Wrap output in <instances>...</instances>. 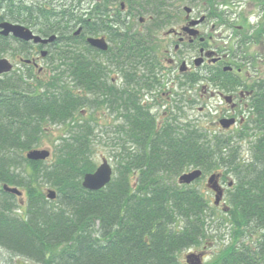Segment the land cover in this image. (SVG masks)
<instances>
[{
	"label": "trees",
	"instance_id": "16d2710c",
	"mask_svg": "<svg viewBox=\"0 0 264 264\" xmlns=\"http://www.w3.org/2000/svg\"><path fill=\"white\" fill-rule=\"evenodd\" d=\"M235 1L219 0L231 10ZM254 3L262 17L258 34L264 36V0ZM229 11L213 9L209 14L223 20ZM162 13L160 25L165 26L168 17ZM45 18L55 27L56 18ZM122 29L113 34H129ZM10 46L7 38H0V58L28 50ZM61 52L69 70L54 73L48 81L15 71L0 79V185L26 192L21 204L20 197L0 190V249L11 260L33 264H183L182 252L214 242L226 230L229 240L220 264H264V77L258 82L255 120L237 134H214L193 120L182 126L177 118L146 148L142 116L136 114L139 125H132L131 147L123 150L121 139L111 182L90 191L82 183L98 167L91 156L97 134L92 120H76L83 102L74 84L83 77L77 66L84 75L91 70L80 65L74 48ZM52 126L61 131L52 157L28 160L26 153L40 147ZM252 133L246 160L241 141ZM193 169L204 174L224 170L233 176L226 210L195 185L179 183ZM43 185L55 189V200L48 199Z\"/></svg>",
	"mask_w": 264,
	"mask_h": 264
},
{
	"label": "flooded vegetation",
	"instance_id": "af4514ba",
	"mask_svg": "<svg viewBox=\"0 0 264 264\" xmlns=\"http://www.w3.org/2000/svg\"><path fill=\"white\" fill-rule=\"evenodd\" d=\"M173 1L0 0V25L3 22L22 25L45 40L52 36L56 39L35 43L13 35L0 34V38L10 41L11 50L28 48L18 51L15 57H7L13 64L12 71L34 73L39 79H43L44 74L49 77L69 70L61 58L64 47L78 51L80 65L84 68L87 64L91 71L84 75L82 68L76 67L78 76L83 75L74 84L77 98L83 102L77 118L81 122L92 120L96 134L100 132L107 137L114 152L121 147V139L123 150L128 151L130 137L135 133L131 125L130 113L135 108L130 107V89H136L132 95L138 101L136 114L142 116L141 134L146 139V148L165 127L170 130L177 118L182 126L191 120L188 108H194L200 101L196 98L199 91L195 90V85H201L199 98L216 99L226 105L227 109L220 108L219 104L212 107L219 114V123L226 118L236 120L227 130L219 123H212L214 134L225 135L236 128L245 129L251 119L255 120L254 103L258 100L261 79L254 81V38L244 33V26L234 28L231 24L227 28L229 23L210 16L209 10L220 11L229 5L219 0H204L201 3L203 11L196 17L193 16L194 8L183 7L186 16L179 22L178 19L171 21L173 27L160 38L155 33L156 27L162 24V10L173 8ZM186 8L191 11L188 13ZM146 10L155 11L156 15L142 14ZM4 14L8 19L3 20ZM46 15L57 19L55 27L46 20ZM147 22L154 26H144ZM119 27L129 34H113ZM89 39H103L107 49L92 46ZM196 78H200L197 84ZM221 79L231 82L222 83ZM94 82L100 84L103 91H97L99 95L95 93V99H91L82 91L88 83L93 86ZM199 111L205 113L206 108L200 107ZM213 174L218 175V185L223 191L222 200L215 203L221 209L228 191L234 187V181L224 170L211 174L203 172L193 185ZM206 188L203 193L210 195L205 197L211 201L213 195L215 201V192L207 184Z\"/></svg>",
	"mask_w": 264,
	"mask_h": 264
},
{
	"label": "rangeland",
	"instance_id": "374dc122",
	"mask_svg": "<svg viewBox=\"0 0 264 264\" xmlns=\"http://www.w3.org/2000/svg\"><path fill=\"white\" fill-rule=\"evenodd\" d=\"M55 1V0H54ZM60 1V0H59ZM204 0H174L173 8H165V14L167 15V23L165 26H161L159 24L157 28V32H155L160 38L163 37L164 33L168 31L171 27H173V24L171 21H174V19H178V22L181 21L182 18L186 16V12L183 10V7L188 6L194 8L193 16L196 17L199 12H202L203 9L201 7V3H203ZM240 0L233 4L231 10L229 7L230 5H227V7H223L224 9H229V15L228 17L224 16L223 20H228L230 24L235 25L234 28H239L241 26H244L245 31L244 33L250 38H254V81L258 78L264 77V38H261L258 33L260 32V23L262 21L261 12L256 7L254 0H244L241 4L239 3ZM181 7L180 9L176 7ZM222 9V11L224 10ZM221 11V10H220ZM163 12V10H162ZM163 16V13H162ZM238 19V21H236ZM164 21V20H163ZM177 21V20H176ZM137 26L139 25V18L136 20ZM175 25V24H174ZM144 26L150 27L154 26L150 24V22H147ZM231 25H227V28H229ZM139 27V26H138ZM254 36V37H253ZM53 75V74H52ZM52 75H43V80L48 81L49 78ZM226 84L230 83V80H225ZM198 83V82H197ZM195 83V84H197ZM195 90L199 91L201 90V85L197 86L195 85ZM199 93L197 94L196 98H198L200 101L195 104L194 108H188V113L190 115L191 120L195 121L199 126L207 128L209 132L214 133L215 127H213L212 123H219L217 117L219 114L216 113V111L212 110L213 105L219 104L220 108L227 109L226 105L223 103H219V100L216 99H201L199 98ZM205 107L206 111L205 113H200L199 108ZM210 109V110H209ZM188 116V114H187ZM78 122H81L80 118H76ZM210 129V130H209ZM241 129H234L233 132L227 133L228 134H237ZM253 134V133H252ZM61 135V131L55 127H50L46 134L44 135V138H42L41 145L39 148L42 149H48L55 152V146L58 143V138ZM98 136H96L95 141H93L91 145V156L92 159L97 163V166L102 162L103 158L108 159L109 163L114 168L117 164V158L116 156L119 154L118 151L114 152L109 145V139L107 137H104L101 135L100 132L97 133ZM254 141V134L249 137V139H245L242 142V151L241 155L246 160L250 159L251 157V143ZM55 159V156L52 158ZM52 159L50 161H52ZM51 163V162H50ZM49 163V164H50ZM208 176V175H207ZM135 179V178H134ZM207 179L205 178L197 183H195V186L200 188L202 192H206V184ZM41 189L47 194L49 190H55L50 185H43ZM24 192L23 198L26 197V192ZM207 196L210 195L209 193H206ZM205 194V196H206ZM210 202H214V196L212 195V200ZM226 206V201L223 204ZM222 205V208L220 210H226V207ZM225 234V235H224ZM227 234V235H226ZM226 230H223V232H218L217 235H215V241L210 242L209 244L203 245L199 248H193L190 250H185L181 253L179 256L180 261L183 264H187L186 262V256L192 252H195L197 254L202 253L203 254V264H220L221 257L223 250L225 249V245L227 244L229 237ZM12 263L14 264L15 258L11 260L10 256L7 254L5 250L0 249V264L2 263Z\"/></svg>",
	"mask_w": 264,
	"mask_h": 264
},
{
	"label": "water",
	"instance_id": "95a60500",
	"mask_svg": "<svg viewBox=\"0 0 264 264\" xmlns=\"http://www.w3.org/2000/svg\"><path fill=\"white\" fill-rule=\"evenodd\" d=\"M186 11L189 13L190 8H186ZM0 34L4 37L13 35L16 38L22 41H34L35 43H47L56 39V36H52L49 40H45L42 37L34 34L30 29L22 25H14L9 22H3L0 25ZM89 43L92 46L100 47L102 49H107L103 39H89ZM45 54V53H44ZM199 63V62H198ZM13 70V64L7 58H0V76L9 74ZM229 100V97L227 98ZM236 123L235 119H222L220 120V125L223 129H230ZM51 157V151L48 149H32L26 153V158L30 161H46ZM202 176V171L200 169L193 170L188 173H184L180 176L179 182L181 184L190 185L194 181L198 180ZM113 177V168L110 165L109 161L106 158H103L102 163L98 166L95 172L88 173L84 176L83 187L90 191H98L108 185ZM218 175L213 174L209 177L207 186L212 189L216 195V204L222 200L223 191L218 185ZM4 192L14 194L18 197L23 196V192L17 187H11L7 184L0 187ZM47 197L49 200H55L57 193L55 190H49ZM21 204L24 203L23 199L20 200ZM203 254L192 253L187 255L186 262L187 264H203L202 261ZM15 264H31L27 263L20 258H17Z\"/></svg>",
	"mask_w": 264,
	"mask_h": 264
},
{
	"label": "bare ground",
	"instance_id": "6f19581e",
	"mask_svg": "<svg viewBox=\"0 0 264 264\" xmlns=\"http://www.w3.org/2000/svg\"><path fill=\"white\" fill-rule=\"evenodd\" d=\"M222 14V13H221ZM225 22H227V23H229V25H231L230 24V22L228 21V20H224ZM39 36V35H38ZM41 37V36H40ZM83 84H85V83H83ZM135 90L136 89H130V107H131V109H134L131 113H130V115L132 114V116H131V125H134V126H138L139 125V123L137 124L136 122L137 121H135V119H134V116L136 115V111H137V107H138V104H137V100H136V97L134 98V92H135ZM97 91H100V92H102L103 91V88L101 87V85L100 84H98L97 82H94L93 83V86H92V83H88V86H85V89L83 88V91L82 92H86L88 95H89V97L91 98V99H95V93L97 94V95H99L98 94V92ZM133 94V95H132ZM94 96V97H93ZM139 126H141V124L139 125ZM228 176H230L231 177V179L234 181V178H233V176L230 174V173H228L227 174ZM180 178V177H179ZM192 253H195V252H192ZM192 253H190V254H192ZM189 255V254H188ZM187 257V256H186ZM187 261V260H186Z\"/></svg>",
	"mask_w": 264,
	"mask_h": 264
}]
</instances>
